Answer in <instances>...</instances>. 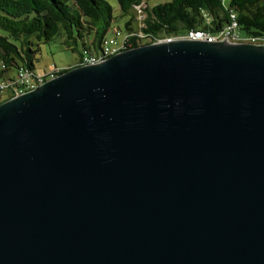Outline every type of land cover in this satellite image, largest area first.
<instances>
[{
  "label": "water",
  "instance_id": "water-1",
  "mask_svg": "<svg viewBox=\"0 0 264 264\" xmlns=\"http://www.w3.org/2000/svg\"><path fill=\"white\" fill-rule=\"evenodd\" d=\"M0 264H264V46L142 44L2 103Z\"/></svg>",
  "mask_w": 264,
  "mask_h": 264
},
{
  "label": "trees",
  "instance_id": "trees-1",
  "mask_svg": "<svg viewBox=\"0 0 264 264\" xmlns=\"http://www.w3.org/2000/svg\"><path fill=\"white\" fill-rule=\"evenodd\" d=\"M150 1L0 0V63L10 72L19 68L33 72L40 51L35 46L63 37L73 52L81 42L76 66L82 65L84 53L97 55L102 51L117 18L115 6L121 17H130L125 23L127 49L139 46V33L153 41L198 30L217 34L228 25L231 12L237 15L239 32L244 36H264V0H170L154 6L149 5ZM137 7H144L145 12L141 29L137 25ZM8 99L0 101V105Z\"/></svg>",
  "mask_w": 264,
  "mask_h": 264
},
{
  "label": "built area",
  "instance_id": "built-area-1",
  "mask_svg": "<svg viewBox=\"0 0 264 264\" xmlns=\"http://www.w3.org/2000/svg\"><path fill=\"white\" fill-rule=\"evenodd\" d=\"M145 7V6H144ZM144 7H137V20L138 28L144 27L145 12ZM240 25L238 23L237 15L231 12L228 25L218 32L217 34H212L209 31L198 30L191 31L184 36L169 37L166 39L151 40L146 37L143 33L138 34L140 39L139 45L148 43H160V42H173L176 40H193V41H204L211 43H226V44H250L256 46H264L263 38L253 37V36H242L239 33ZM118 35V34H117ZM127 37L124 38L121 44H118L116 39H105L103 44V49L97 55H92L84 53L82 58V65L85 66L86 63H93V65L98 64V62H103L105 58H110L120 53L122 50H126ZM61 69L56 66H52L48 71L43 73H36L35 71H30L28 69L19 68L14 72L8 71L6 65L0 63V94L7 92L8 97L13 98L20 96L28 92V88H37L43 85L48 80L54 79L56 74L61 73ZM12 73V74H11Z\"/></svg>",
  "mask_w": 264,
  "mask_h": 264
},
{
  "label": "rangeland",
  "instance_id": "rangeland-1",
  "mask_svg": "<svg viewBox=\"0 0 264 264\" xmlns=\"http://www.w3.org/2000/svg\"><path fill=\"white\" fill-rule=\"evenodd\" d=\"M170 0H151L150 6H154L160 3H164ZM115 6V5H114ZM116 20L112 25V30L108 32L107 37L109 39H116L118 44H121L126 36L125 23L130 19L129 16H120L119 8L115 6ZM240 35H244L243 32H239ZM118 34V35H117ZM34 43H38L36 39H33ZM264 40V36H263ZM65 38L58 37L54 41L49 43H39V46H35V49L39 47L40 51L37 53V60L34 63L36 73H43L48 71L52 66H56L61 70L73 69L79 62L80 53L82 52L81 42L78 41L76 51L73 52L67 48ZM145 44V43H144ZM12 74V73H11ZM8 98V93L4 92L0 94V101H4Z\"/></svg>",
  "mask_w": 264,
  "mask_h": 264
},
{
  "label": "bare ground",
  "instance_id": "bare-ground-1",
  "mask_svg": "<svg viewBox=\"0 0 264 264\" xmlns=\"http://www.w3.org/2000/svg\"><path fill=\"white\" fill-rule=\"evenodd\" d=\"M110 57H112V56H110ZM106 59H108V58H105V60ZM105 60H103V62L105 61ZM100 63H102V62H98V64H100ZM86 65H93V63H86L85 64V66ZM79 66H83V65H79ZM78 67V66H77ZM60 74V73H59ZM59 74H56V76H58ZM34 89H36V88H28V92H30V91H32V90H34Z\"/></svg>",
  "mask_w": 264,
  "mask_h": 264
}]
</instances>
